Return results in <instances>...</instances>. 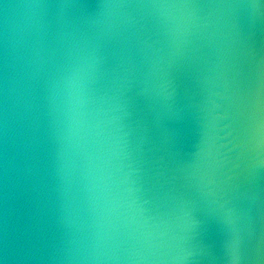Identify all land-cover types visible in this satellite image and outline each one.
Masks as SVG:
<instances>
[{
	"label": "water",
	"instance_id": "water-1",
	"mask_svg": "<svg viewBox=\"0 0 264 264\" xmlns=\"http://www.w3.org/2000/svg\"><path fill=\"white\" fill-rule=\"evenodd\" d=\"M0 264H264V0H0Z\"/></svg>",
	"mask_w": 264,
	"mask_h": 264
}]
</instances>
